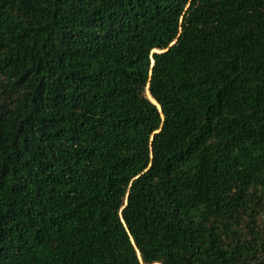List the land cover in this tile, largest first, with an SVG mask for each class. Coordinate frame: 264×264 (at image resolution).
<instances>
[{
	"label": "trees",
	"instance_id": "obj_1",
	"mask_svg": "<svg viewBox=\"0 0 264 264\" xmlns=\"http://www.w3.org/2000/svg\"><path fill=\"white\" fill-rule=\"evenodd\" d=\"M0 264H264V0H0Z\"/></svg>",
	"mask_w": 264,
	"mask_h": 264
},
{
	"label": "water",
	"instance_id": "obj_2",
	"mask_svg": "<svg viewBox=\"0 0 264 264\" xmlns=\"http://www.w3.org/2000/svg\"><path fill=\"white\" fill-rule=\"evenodd\" d=\"M150 99H151L153 102H155V103L157 104V102H156V101H154V100L152 99V97H150Z\"/></svg>",
	"mask_w": 264,
	"mask_h": 264
},
{
	"label": "snow or ice",
	"instance_id": "obj_3",
	"mask_svg": "<svg viewBox=\"0 0 264 264\" xmlns=\"http://www.w3.org/2000/svg\"><path fill=\"white\" fill-rule=\"evenodd\" d=\"M150 258V257H149Z\"/></svg>",
	"mask_w": 264,
	"mask_h": 264
}]
</instances>
